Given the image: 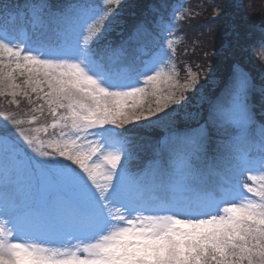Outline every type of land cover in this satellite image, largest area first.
<instances>
[{
    "label": "snow or ice",
    "instance_id": "obj_1",
    "mask_svg": "<svg viewBox=\"0 0 264 264\" xmlns=\"http://www.w3.org/2000/svg\"><path fill=\"white\" fill-rule=\"evenodd\" d=\"M122 3L39 0L26 6L29 31L20 6L0 0V96L53 117L34 129L47 140L22 119L0 120V264H264V75L256 83L233 60L226 77L209 68L201 84L190 74L177 98L178 81L161 69L174 59L183 9L165 20L151 4L120 43L98 47L116 25L122 33L107 7ZM257 32L264 50V25L229 24L240 53ZM187 92L196 103L182 118L195 124L176 137L179 149L167 165L134 169L126 125L174 120ZM149 95L156 107L145 112Z\"/></svg>",
    "mask_w": 264,
    "mask_h": 264
},
{
    "label": "rangeland",
    "instance_id": "obj_2",
    "mask_svg": "<svg viewBox=\"0 0 264 264\" xmlns=\"http://www.w3.org/2000/svg\"><path fill=\"white\" fill-rule=\"evenodd\" d=\"M149 1L150 0H123V3L119 6H116L115 4L107 5V7L111 8L114 13H119L117 19L124 21L125 23L122 25V33L121 25H116L115 31L108 33L107 35L102 37L99 40L97 46L103 48L109 42L113 46H115L116 44L120 43L122 39L126 38L131 31L132 24L138 20L145 18V13L148 9L147 5ZM7 2H9V0H5V3ZM12 2L20 6L23 14V19L17 21V23L22 27L28 28L29 31H31L32 13L31 10L26 6L31 3L39 2V0H12ZM47 2H49L54 9H62L68 4L78 2V0H47ZM243 2V0H227L226 4L223 5L219 2V0H178L171 4L169 10L159 13V15L163 16L165 20H167L168 17L173 15L175 9L181 8L183 9V14L185 16V19L178 22L177 29L172 34V37H170L176 38L174 41V46L176 49L174 59L169 64L162 66L161 69L162 76L171 73L174 75L175 80L178 81L177 87L170 89L171 91L175 92L177 98H179L183 92L182 86L190 82V74L198 78L201 84L204 83L205 76L208 73L209 68L216 69L220 76L226 77L228 72V65L233 60H240L243 63L245 69L251 73L256 83L261 82L260 78L262 75H264V50L260 49L257 43H248L252 46L249 47L247 51L240 53L234 48V41L229 35L230 22L235 21L238 23L240 18H243L242 22H246L247 24H264V5L258 3L260 8H251L252 13L260 15L258 19H248L247 17L243 16V13H245L246 11L243 8ZM229 6L239 9L232 12L229 10ZM249 6L250 5L248 4V8ZM204 11L206 12V14L203 16V19H205L206 22H203V24H214L215 19H218L217 21L222 23L223 26H214L212 30L216 31L215 33L218 34L220 41H223L224 39L225 41L223 44L220 43L221 45L216 50H214L211 55L207 56L204 54L201 56V58L196 60L191 57L194 53L197 41H189L182 28L184 26V21H186L188 17L202 15V12ZM217 11H222L226 14V16L224 18L216 17L214 14ZM180 14V12H176V15ZM147 18L149 20L152 19L151 16H148ZM141 42L146 43L148 47L152 48L153 50H155L159 46L158 43H153L152 36L142 37ZM224 61L226 62L225 65H227V68L222 70V68L218 66V63H223ZM173 68L175 69V72L172 71ZM22 80L23 78H18L17 82L21 83ZM139 86H144L142 80ZM151 90V87H149V92ZM7 91H10V89L6 90V92ZM184 94L189 97L188 104L184 109L181 110V114L176 116L174 120L171 118L157 120L156 117H152V122L142 119L139 122L126 125L127 128L134 127L140 129L142 132H148L151 129H154L164 134L160 138L159 149L156 152V157L148 161L145 167L150 165L154 160H161L167 165L171 158L172 150H178L180 147L176 137L182 135L190 127L194 126L195 121L185 120L182 117L183 112L190 110L196 103V98L193 97V94L191 92H187ZM12 99L13 98L7 94L0 96V110H2V114H0V116L7 114L16 119L24 120L25 123L22 124L21 127L26 129L30 135H39L41 139L47 140L49 137L45 135L43 130L38 134L34 131L35 128H43V126L50 124L53 120V117L51 116L47 106L45 105L43 113L41 114L31 111V108L34 105H30L28 101L23 97H16V99L20 101L18 105L13 104ZM156 99V96L149 95L147 97V102L143 106V110L146 112L149 106L155 108ZM35 103L39 104L42 102L36 101ZM176 107H178V105H171V108ZM171 108L168 109V111H171ZM17 109H20L23 112L21 114H18ZM33 115L37 116L38 119L35 123H28ZM159 115L163 117L164 114L160 113ZM2 119L3 117L0 118V120ZM256 119L258 122H264V117H261L259 108L256 109ZM51 132L52 129L49 128V134H51ZM89 138L91 139V137Z\"/></svg>",
    "mask_w": 264,
    "mask_h": 264
},
{
    "label": "trees",
    "instance_id": "obj_3",
    "mask_svg": "<svg viewBox=\"0 0 264 264\" xmlns=\"http://www.w3.org/2000/svg\"><path fill=\"white\" fill-rule=\"evenodd\" d=\"M76 1V0H74ZM178 0H150L148 2V5L156 4L159 8L160 12H166L169 10L171 4L176 2ZM243 8L246 10L245 13H243L245 17L248 19H258L260 15H257L256 13L251 12V8H260L259 4L264 5V0H243ZM221 4H226L227 0H219ZM248 4L250 5L248 8ZM55 5V4H53ZM259 6V7H258ZM264 8V7H263ZM239 9V8H238ZM236 7L229 6L230 11H236L238 10ZM206 14V12H202V15H197L194 17H188L186 21H184V26L182 30H184L185 35L188 37L189 41H197V45L195 46L194 53L192 54L191 58H194L198 60L201 58L202 55H211V53L216 50L221 44L224 43L225 39L223 41L219 40L218 34H216L215 30H212L214 26H223L222 23L218 22V19H215L214 24L204 23L206 22L205 19H203V16ZM243 18H240L239 22L240 24H247L246 22H242ZM248 25H255V26H261L262 24H254L249 23ZM183 32V31H182ZM259 38V32L255 33L253 38L247 43L249 44H256V41ZM221 43V44H220ZM233 44V43H232ZM231 44V45H232ZM209 58V57H208ZM216 64V61H215ZM226 62L218 63V66L224 70L227 68V65H225ZM0 110V114H2ZM23 111L20 109H17V113L21 114ZM3 116H0V118ZM134 133V140L136 144L135 152H136V158L134 159V163L132 164L134 169L137 168H145L146 163L156 157V152L159 149V141L163 133L160 131L151 129L148 132H142L140 129L137 128H129ZM120 129H118L119 131ZM136 162V163H135Z\"/></svg>",
    "mask_w": 264,
    "mask_h": 264
}]
</instances>
